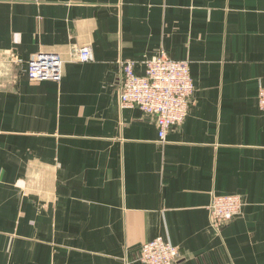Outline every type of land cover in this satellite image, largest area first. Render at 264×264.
<instances>
[{"label":"crops","instance_id":"1","mask_svg":"<svg viewBox=\"0 0 264 264\" xmlns=\"http://www.w3.org/2000/svg\"><path fill=\"white\" fill-rule=\"evenodd\" d=\"M88 45L91 60L74 49ZM188 60L184 120L160 142L119 106V61ZM58 52L60 80L21 60ZM264 0H0V264H264ZM240 195L217 230L213 195Z\"/></svg>","mask_w":264,"mask_h":264},{"label":"built area","instance_id":"2","mask_svg":"<svg viewBox=\"0 0 264 264\" xmlns=\"http://www.w3.org/2000/svg\"><path fill=\"white\" fill-rule=\"evenodd\" d=\"M80 62L91 60V49L82 45L74 49ZM12 61L24 65L29 80H60L63 60L58 52H37L27 61L14 55ZM119 106L138 107L145 115L152 116L158 129V138L165 140L167 131L181 123L187 115L194 84L188 60H177L161 50L144 62V74L135 72V62L119 61ZM257 104L264 110V86L257 94ZM243 200L240 195H213L208 206L210 224L219 230L241 213ZM179 250L167 238L157 236L141 244L137 261L142 264H174Z\"/></svg>","mask_w":264,"mask_h":264}]
</instances>
